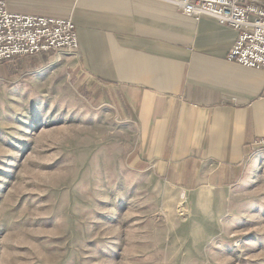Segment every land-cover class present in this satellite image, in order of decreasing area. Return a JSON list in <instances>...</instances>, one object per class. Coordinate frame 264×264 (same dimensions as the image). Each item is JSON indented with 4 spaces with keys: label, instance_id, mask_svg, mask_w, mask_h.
I'll use <instances>...</instances> for the list:
<instances>
[{
    "label": "rangeland",
    "instance_id": "obj_1",
    "mask_svg": "<svg viewBox=\"0 0 264 264\" xmlns=\"http://www.w3.org/2000/svg\"><path fill=\"white\" fill-rule=\"evenodd\" d=\"M66 56L0 63V264H264V154L233 184L168 181Z\"/></svg>",
    "mask_w": 264,
    "mask_h": 264
},
{
    "label": "crops",
    "instance_id": "obj_2",
    "mask_svg": "<svg viewBox=\"0 0 264 264\" xmlns=\"http://www.w3.org/2000/svg\"><path fill=\"white\" fill-rule=\"evenodd\" d=\"M4 1L74 20L79 49L66 57L136 126L139 158L161 177L229 185L264 154V70L227 59L236 29L162 0Z\"/></svg>",
    "mask_w": 264,
    "mask_h": 264
},
{
    "label": "built area",
    "instance_id": "obj_3",
    "mask_svg": "<svg viewBox=\"0 0 264 264\" xmlns=\"http://www.w3.org/2000/svg\"><path fill=\"white\" fill-rule=\"evenodd\" d=\"M200 19H216L238 31L227 59L264 70V3L259 0H162ZM79 49L72 18L16 13L0 0V63L40 53L75 55ZM264 147V138L256 141Z\"/></svg>",
    "mask_w": 264,
    "mask_h": 264
},
{
    "label": "trees",
    "instance_id": "obj_4",
    "mask_svg": "<svg viewBox=\"0 0 264 264\" xmlns=\"http://www.w3.org/2000/svg\"><path fill=\"white\" fill-rule=\"evenodd\" d=\"M18 59H22V57H18ZM22 61V60H21Z\"/></svg>",
    "mask_w": 264,
    "mask_h": 264
}]
</instances>
